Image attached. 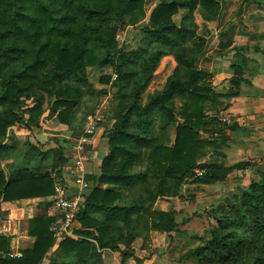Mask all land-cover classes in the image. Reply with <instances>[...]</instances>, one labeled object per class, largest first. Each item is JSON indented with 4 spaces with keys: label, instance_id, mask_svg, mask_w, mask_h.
Listing matches in <instances>:
<instances>
[{
    "label": "trees",
    "instance_id": "obj_1",
    "mask_svg": "<svg viewBox=\"0 0 264 264\" xmlns=\"http://www.w3.org/2000/svg\"><path fill=\"white\" fill-rule=\"evenodd\" d=\"M153 1L0 0V165L6 161L5 169L0 167V202L54 195L56 176L69 161L64 146L45 149L47 141L37 139L22 144L11 128L26 129L34 137L44 117L54 116L59 125H71L86 95L80 82L87 83L88 67H112L115 78L103 74L99 83L125 94L119 111L111 117V128L105 131L108 151L100 172L84 177L89 188L79 197L74 218L79 226L74 222L71 231L74 237L57 238L58 216L39 210L27 219V234L34 242L21 249L20 256L9 255V238L0 235V264H42L54 245L62 250L63 261L50 259L47 264H101V249L119 252L124 264L133 256L136 236L146 237L153 230L170 238L175 230L176 210L155 209L158 198H176L186 182L223 181L252 165L248 160L230 165L201 161L208 150L220 155L221 146L229 140L228 136L202 139L199 131L213 119L206 115V102L213 104L219 98L204 83L209 73L196 63L216 21L220 0H159L143 30L152 50L148 45L124 50L117 37L119 28L143 20L146 5ZM166 55L176 64L161 87L148 93L143 102L142 94ZM231 66L235 70L232 86L246 82L241 67ZM228 96L236 97L238 91ZM237 127V123L230 126ZM144 151V166L135 169ZM261 175V182H251L242 194L259 243L264 242V172ZM102 184L122 190L102 188ZM221 222L211 228L208 245L226 250L234 233ZM201 249L186 256L200 257ZM260 252L264 254V243ZM227 258L228 254L222 257ZM253 264H264V258L258 257Z\"/></svg>",
    "mask_w": 264,
    "mask_h": 264
},
{
    "label": "rangeland",
    "instance_id": "obj_2",
    "mask_svg": "<svg viewBox=\"0 0 264 264\" xmlns=\"http://www.w3.org/2000/svg\"><path fill=\"white\" fill-rule=\"evenodd\" d=\"M158 2L159 0H154L146 5L143 20L119 28L117 37L123 43L124 50H133L140 45H148L149 51L152 50L153 44L148 42L143 30L148 24L152 8ZM178 17L176 15L175 19ZM194 19L199 24L200 31L201 22L197 12L194 13ZM212 24L210 33L205 36L204 51L198 58L196 67L209 73L204 83L219 98L213 104L206 102V115L213 119L200 127L199 131L202 139L228 136L229 140L221 146L220 155L208 150L201 161L230 165L248 160L252 165L229 174L223 181L211 184L186 182L180 186L178 197L160 198L168 202L169 210H176L175 230L170 238L165 233L164 238L159 236L154 242H150L151 246L144 259L154 256L163 264H253L258 257L264 258L262 250L260 252L264 242L259 243L257 240V234L253 231L246 212V200L242 197L251 182H261V173L264 172V0H220V9ZM175 64L171 55L160 59L152 80L142 94L143 102L148 93L161 87ZM232 64L241 67V76L246 80L237 87H233L230 82L235 73ZM85 73L87 83L80 82V85L86 90V95L74 117L78 121L75 125L79 126L83 117L88 114L101 115L111 122L110 119L119 111L125 94L118 92L112 85L99 83L98 78L103 74L113 76L112 67H88ZM114 78L115 76L112 77ZM71 80L73 81H69ZM235 89L238 96H228ZM233 123H237L236 129L230 128ZM10 130L20 143L29 141L26 129ZM173 132L174 127H171V140ZM17 149L19 152L23 150L22 148L20 151V147ZM15 156H19L18 153ZM145 159L146 151L143 152L142 163L136 164L134 168L142 169ZM5 163L6 161L1 162L4 169ZM218 220L222 221V227L225 226V229L229 228L234 233L226 250L208 245L210 230L213 226L218 227ZM141 237L147 240V236ZM197 247H202L200 257L186 256ZM227 254L228 260L225 261L222 257Z\"/></svg>",
    "mask_w": 264,
    "mask_h": 264
},
{
    "label": "crops",
    "instance_id": "obj_3",
    "mask_svg": "<svg viewBox=\"0 0 264 264\" xmlns=\"http://www.w3.org/2000/svg\"><path fill=\"white\" fill-rule=\"evenodd\" d=\"M43 120L39 132L34 137L29 136V141L32 143L35 139L47 141L45 149L57 145L64 146L66 155L67 153L75 155L78 153V147L81 146L83 148L82 155L85 156V160L82 162L83 176H97L100 172L102 158L108 151L105 131L111 128L113 119H110L111 122H109V120L103 119L101 115L94 114L83 119L79 126L75 125L77 121L72 118V124L68 127L59 125L54 116L46 117ZM88 125L92 128L91 132L85 130L89 127ZM71 166L72 161H68L61 175L56 176L55 183L62 185L66 195L81 194L86 190H79L73 183L70 172ZM0 167L4 168V165H0ZM101 187L122 190L121 187L107 184H102ZM54 198L55 194L47 197H31L0 202V235H6L9 238V255L20 256L21 249L31 247L34 238L27 234V219L35 217L39 210L46 214H55ZM167 203L166 200L158 198L154 203V208L167 211L169 210ZM75 226L78 227L79 223L75 222ZM72 236L74 237V234ZM159 236L164 238L166 234L151 230L147 235V240L141 236H136L132 242L133 256L128 258L124 264H163L159 258L154 256L144 259L146 251L151 246L150 242H154L155 238ZM99 252L101 253V264H121L119 252L108 249H101ZM50 259H55L57 262L63 261V252L56 245L47 251L42 264H47Z\"/></svg>",
    "mask_w": 264,
    "mask_h": 264
},
{
    "label": "built area",
    "instance_id": "obj_4",
    "mask_svg": "<svg viewBox=\"0 0 264 264\" xmlns=\"http://www.w3.org/2000/svg\"><path fill=\"white\" fill-rule=\"evenodd\" d=\"M89 126V125H88ZM88 132L92 131L91 126L85 129ZM78 153L70 155L67 153L69 161H72L70 167L71 179L73 183L79 188V190H86L89 188V183L84 179L82 162L85 160V156L82 155L83 148L78 147ZM55 214L58 216V225L55 231L57 238L63 236H71L72 228L75 222V214L77 213L80 202V193L66 195L62 185L55 184Z\"/></svg>",
    "mask_w": 264,
    "mask_h": 264
}]
</instances>
